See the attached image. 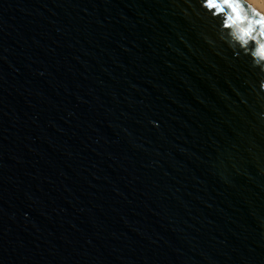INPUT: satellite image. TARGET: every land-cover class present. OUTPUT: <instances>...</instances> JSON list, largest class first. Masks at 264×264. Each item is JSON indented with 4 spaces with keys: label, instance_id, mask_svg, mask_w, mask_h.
Listing matches in <instances>:
<instances>
[{
    "label": "water",
    "instance_id": "obj_1",
    "mask_svg": "<svg viewBox=\"0 0 264 264\" xmlns=\"http://www.w3.org/2000/svg\"><path fill=\"white\" fill-rule=\"evenodd\" d=\"M247 11L0 0V264H264Z\"/></svg>",
    "mask_w": 264,
    "mask_h": 264
},
{
    "label": "clouds",
    "instance_id": "obj_2",
    "mask_svg": "<svg viewBox=\"0 0 264 264\" xmlns=\"http://www.w3.org/2000/svg\"><path fill=\"white\" fill-rule=\"evenodd\" d=\"M243 3L247 5L248 11L247 12H242V15H244L245 17L251 15V10L253 9L252 4L250 2V0H243ZM259 11V10H257ZM261 12V11H260ZM261 15H264V12H261ZM236 28H252L257 30V36H259V25H257L255 22H240L239 20L236 21L235 24ZM253 39H255V37H253ZM257 43H260L261 41L257 40Z\"/></svg>",
    "mask_w": 264,
    "mask_h": 264
},
{
    "label": "bare ground",
    "instance_id": "obj_3",
    "mask_svg": "<svg viewBox=\"0 0 264 264\" xmlns=\"http://www.w3.org/2000/svg\"><path fill=\"white\" fill-rule=\"evenodd\" d=\"M252 7L255 11H257L260 15L261 12H264V0H250ZM261 11V12H260ZM264 19V15H261Z\"/></svg>",
    "mask_w": 264,
    "mask_h": 264
}]
</instances>
